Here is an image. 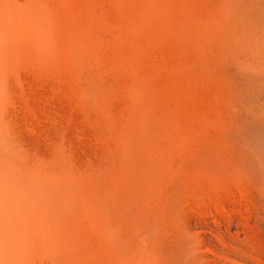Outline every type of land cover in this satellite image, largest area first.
Segmentation results:
<instances>
[{
	"label": "rangeland",
	"instance_id": "rangeland-1",
	"mask_svg": "<svg viewBox=\"0 0 264 264\" xmlns=\"http://www.w3.org/2000/svg\"><path fill=\"white\" fill-rule=\"evenodd\" d=\"M36 1L51 3L50 5L56 6L61 13L68 11L73 26L76 27L74 30L77 32L82 26L79 32L85 33L91 29L93 35L98 36L95 38L99 39V42L96 40L86 52L82 49H79L80 52L76 50L78 54H75L77 57L73 60L72 55L67 58L69 61L64 58L67 62L63 64L64 67L61 64L63 62L59 61L60 57H55L56 62L50 61L53 58L49 56L50 60L48 62L47 58L45 65L44 61L36 62L38 59L34 58L33 52H30L32 55L27 60L21 49L0 50L1 67L13 72L0 92V123L8 139L16 147L26 150L29 159L58 156L71 174L75 173L73 176L79 179V189L90 192L91 202L93 206L95 203L97 206L94 209L99 210L101 216L99 215L100 219L96 222L98 231L95 238L88 233L90 230L86 225L74 228H80L78 231L82 233L80 245L73 251L82 258V263L110 264L114 261L120 264V255L132 256L135 254L132 252L134 250L137 253L142 251L145 260L156 259L155 264L159 260L164 264H214L215 261L222 260V252L229 250L222 237L225 235L224 227L230 220L236 222L241 230V244L247 246L253 256L264 257V171L259 168L262 167L259 154H264L259 147L264 143V0H226L234 15L232 28H235V32L232 34L239 39L236 38L235 43L231 42L232 38L235 39L231 35L228 40L231 43L226 41L229 46L225 47L226 43L210 46L212 53L217 55L213 56L214 60L212 56L199 55V44L195 41V45L192 40L188 41L187 45L188 42L183 43L184 39L180 38L183 42L178 44L180 39L175 33V44V40L170 38L173 35L157 30L164 38L160 36L163 47L160 48L161 43L151 45L153 47L147 48L150 59L147 55V59L142 61L145 67L147 64L149 69L153 68L150 72L154 80L153 85L155 84V88L152 84V88L149 86L152 91L148 88L150 95L154 92L149 98L155 94L152 98L155 100H147L150 102L147 107L154 108L158 103L159 106L155 107V114L150 113L153 114L151 117L147 114L149 119L146 120L152 124L146 122L145 118H133L138 123L135 126L136 132L141 130L139 123L146 126L149 123L147 129L151 128L148 131H151V138L154 139L146 140L137 136L133 147H128L126 151L120 133L130 126L131 120L133 121L130 117L134 116L129 109L133 99L130 97L132 100H128L131 94L128 95L129 91L127 92L130 89L128 84L131 77L128 71V74L123 72L121 66L112 59L115 58V51L121 53L124 50L129 53V50H132L130 46L119 43L113 34L116 31L114 28L119 23L122 25L120 9L128 6L130 0ZM222 1L225 0H189L194 6L187 4L191 6V10H195L196 6V9H204L201 13L205 15L208 7L215 8V5L211 6L212 3L217 5L222 4ZM178 8L175 9L178 11ZM179 12L181 10L178 11L177 17L181 15ZM177 17L176 19H182ZM190 25H187L188 28H192ZM107 32L111 34L108 35ZM117 33L118 29L115 34ZM66 47L71 49L70 45ZM218 53L221 54L220 57ZM222 55L227 58H222ZM154 57L156 59H153ZM148 59L153 62L150 63ZM157 60L161 62L158 63ZM152 70H155L156 74ZM157 91L161 93L156 94ZM166 114H169L168 117ZM154 115L155 117H152ZM141 119L143 122H140ZM156 119L158 122L161 119V123L155 121L153 124ZM164 128L168 129L163 133ZM161 132L163 135H160ZM208 138L209 140H206ZM158 140L163 141H160L161 145ZM142 143L147 146L141 155L136 147ZM154 143L159 145L157 150ZM220 146L221 148H218ZM193 150L194 154H198L193 155L192 159ZM196 158L198 160H195ZM161 159L163 160L160 162ZM181 162L184 163L180 165L183 169L179 168ZM142 163L152 170V183L145 180ZM185 163L188 166H185ZM252 164L255 165L254 169ZM126 166L130 171L136 172V177L126 171ZM170 167L171 172L167 174ZM121 175L123 177H120ZM183 184L187 188H184ZM179 191L182 192L178 195L176 192ZM226 196L229 198L226 199ZM73 205L77 209L76 202H73ZM101 209L103 211L100 213ZM77 212H74L75 216H81V213ZM72 224L74 223H71L73 227ZM108 232L111 234L115 258L119 257L120 263L114 258L110 261V251L105 242ZM48 262V259H44L41 264ZM222 263L225 262L222 260Z\"/></svg>",
	"mask_w": 264,
	"mask_h": 264
},
{
	"label": "bare ground",
	"instance_id": "bare-ground-1",
	"mask_svg": "<svg viewBox=\"0 0 264 264\" xmlns=\"http://www.w3.org/2000/svg\"><path fill=\"white\" fill-rule=\"evenodd\" d=\"M183 1L184 0H130L131 4L128 3L129 7L126 6V4H125V6L128 8L123 7L124 9L123 8L120 9L121 12H119V14L121 13L120 15L122 16L121 19L123 20V21L121 20L122 25H119L120 23L119 24L117 23L118 25L113 24L114 26L117 25V27H119V28H117V27L114 28V29H116L115 33L117 32V29H118L117 34L112 32L115 35L116 40L118 39L119 40L118 42L123 44V46H130L132 49L131 52L129 50V53H126V51H124V50L121 53L120 52L118 53L117 51L114 50L115 54L113 53V51H112V53L115 56V58H113V59L111 58L112 60L115 59L117 64H119L121 66L123 72L128 71L129 77H131L130 82L128 81L129 82L128 86L130 89L127 90V92L129 91L128 95L131 94V96L129 95L128 100L130 97L133 99L132 104L130 103V105H132V107L130 106L131 108H129V109H131L130 111L136 117H134V116L130 117L132 119L133 118L134 119L145 118V120H146L148 118L147 116L150 113H154L155 111L157 112V110H155V107L157 108V106H159V103L156 101L158 103L157 106H155L154 108L149 107L151 110L147 107L148 102L151 101L152 98L155 96V94H154V96L152 98H149L154 93L153 92L150 95V93H151L150 91H152V90L149 88V86L151 84H152V86H154L155 84L153 85L154 80L151 78L152 72H150V70L152 67H150V69H149L147 64L145 67V65H143V61H142L144 59H147V58H145V56L148 55L147 57H149V54H148L149 49H147L148 47H150L151 45H154V44H160V43L162 44V42H163L160 38V36L162 34L159 33L157 30H159L160 32H163V34L167 33V32L170 33L171 35H173V37H170V38H173V40H175L174 38H176V36L179 37L178 39L183 38L184 40L180 39L178 44H181L183 41H184L183 43H185V41L188 42L191 40L193 41V42L192 41L191 42L194 45H195V42L198 43L199 44V45L197 44L198 45V51H199L198 54L199 55L201 54L202 56H209V57L212 56V60H214L213 56L214 55L217 56V55L212 53L213 51H211L210 46H212V45H215V46L218 45L219 46V45H223V43H226V45H224V46L227 47V45L229 46V44L231 42H234V43L236 42L237 37H235L234 34H232V32H235V30H234L235 28L234 29L232 28V27H234V25H233L234 22L232 21V19L234 18V15L232 14L231 8H229V6H227L228 1L225 0L226 4L224 3L225 1H222V4L218 3L217 5H220L219 7L215 3L214 4L213 3L212 4L207 3V4H211V6L215 5V8L214 7H208V11L207 12L205 11L206 13H204L205 15H203L201 13V12H203L204 9L203 10L201 8L196 9L197 6L195 5L196 6L195 10H191L192 8L189 5H193V4H190L189 0H188V2H186L187 0L185 2H183ZM127 2H129V0ZM219 2H221V1H219ZM187 3H189V5ZM50 4L39 3L36 0H24V2H21V3H18L15 0H0V50H3V49H12V50L13 49H21L25 53V58H27V60L32 55V54H30V52H33L34 58L38 59V60H36V62H39V60H41L40 63H43L42 61H44L45 65L47 64V61H45V60H47V58L49 56L53 59L50 60L48 58V62H49V60L50 61L54 60L57 62V58L59 59V57H60V59H62V60L59 59V61L63 62L61 64L64 67L63 64L67 63L65 61V59L67 61H69V59H67V58L70 57V55H72L73 57L71 60H73V58L76 56L75 54H78V53H76V50H78V52H80L79 49H82V50H84V52H86L90 48V46H93L92 45L93 43H96L97 38H95V37H98V36H94L96 34L93 35V33H92L93 30L91 31V29L90 30L88 29L87 32L83 31L85 33H80L79 30H80V28H82V26H81L79 28V30L77 29L78 30L77 32H79V33H77L74 30L76 27L73 26L74 23H72V19L70 18L68 11L66 13H64L65 11L63 13H61V11L59 12V9L56 8V6L54 7ZM67 5H70V4H67ZM118 6H116V7L119 8ZM216 6L218 8H216ZM176 7H179L181 12H182V13L179 12V14L182 15V16L179 15V17L180 16L182 17V19H180V20L176 19V17H177L176 15H178V11H180L179 8L177 11L175 9ZM193 9H194V7H193ZM70 13H71V11H70ZM79 13H81V12L79 11ZM174 13H176V14H174ZM86 14H89V13H86ZM75 15L77 16V14H75ZM79 16H82V15H79ZM86 16L88 17V15H86ZM86 16H85V19H87ZM121 16H119V17H121ZM72 17H74V16H72ZM179 17H177V18H179ZM89 18H91V17H89ZM93 19H92V23H93ZM79 20H80V18H79ZM80 22H82V21H80ZM89 22H90V20H89ZM107 22H109V21H107ZM75 24H76V22H75ZM82 24H83V22H82ZM189 24H191L190 26H192V28H190V27L188 28L187 25H189ZM86 26H87V24H86ZM177 29H178V31L176 32ZM190 29H192V30H190ZM83 30H84V28H83ZM81 31H82V29H81ZM112 31H113V28H112ZM94 32H96V31L94 30ZM107 33H108V35L111 34V33L109 34V32H107ZM175 33L177 34L176 36H174ZM170 34H169V36H171ZM231 35L234 36L235 39L234 38L231 39ZM236 35H237V33H236ZM100 39H102V38H100ZM104 39L106 41V38H104ZM162 39H164V38L162 37ZM166 39H169V38H166ZM229 39H231L230 43L228 42ZM237 39H239V38H237ZM176 40H177V38H176ZM176 40H175V44H177ZM232 40H234V41H232ZM97 41L99 42V39ZM170 41H171V39H170ZM201 42H203L202 45H201ZM172 43L174 44V42H172ZM234 43H232V44H234ZM66 45H70L71 49L69 47H68L69 48L68 49L66 47ZM187 45H189V42ZM108 46H110V45L108 44ZM176 46H178V45H176ZM130 47H128V48H130ZM151 47H153V46H151ZM162 47H163V44L160 48H162ZM225 47L222 46V48H225ZM232 47H234V46H232ZM163 49H161V50H163ZM196 49H197V46H196ZM219 49H221V48L219 47ZM228 49H229V47H228ZM68 50H69V52H68ZM104 50H102V51H104ZM107 50H109V48ZM147 50H148V53H147ZM155 51H157V50H155ZM229 51H231V50L229 49ZM100 52H101V50H100ZM81 53H83V51ZM110 53H111V51H110ZM116 53H118V54H116ZM183 53H184V51H183ZM227 53H228V51H227ZM108 54H106L107 55L106 57H108ZM162 54H163V51H162ZM219 54L220 53H218V57H220ZM84 55H87V54H84ZM113 55H111V56H113ZM225 55L227 56V54H225ZM225 55H222V58H227ZM232 55H234V54H232ZM185 56L187 57V55H185ZM223 56H225V57H223ZM55 57H57V58H55ZM79 57H80V55H79ZM151 58H152V56H151ZM100 59H101V57H100ZM149 59H150V57H149ZM149 59L147 61L150 62ZM153 59H156V57H154ZM163 59H165V57ZM163 59H161V60H163ZM219 59H221V58H219ZM161 60H160V62H161ZM210 60H211V58H210ZM157 61H158V63H160L159 60H157ZM152 62H150V63H152ZM154 63H153V65H154ZM216 63H218V62H216ZM224 64H225V62H224ZM154 67H156V65ZM156 70H157V68H156ZM152 71L154 73L155 70H152ZM168 71L170 74L171 69H169ZM161 72H163V71L161 70ZM12 73L13 72H11L10 70H7V69L1 67V63H0V92L3 90L6 82L9 79V76H11ZM159 73H160V71H159ZM154 74H156V73H154ZM166 77L168 78V76H166ZM127 79H129V78H127ZM164 82H165V80H164ZM159 83H161V82H159ZM173 83H174V80H173ZM164 85H166V84H164ZM152 86H150V87L152 88ZM148 88L150 89V91L148 90ZM154 88H155V86H154ZM164 89H166V91L168 90L167 88H164ZM170 91H172V90H170ZM158 92L159 91H157V93L156 92L155 93L158 94ZM163 92H165V90ZM159 93H161V91ZM131 98H130V100H132ZM158 98H160V97H158ZM149 99H151V100H149ZM147 100H149V101H147ZM154 100H155V98H154ZM154 100H152V101H154ZM159 100L160 99H158V101ZM146 102H147V104H146ZM159 110H160V108L158 109V111ZM160 113H161V111H160ZM151 115H153V114H150V117H151ZM167 115H169V114H166V116ZM161 116H162V118L164 117V115H161ZM166 116H165V118L168 117V116L167 117ZM152 117H155V115ZM125 119H126V116H125ZM134 119H133V121L131 120L130 126L128 128H126L127 126H125L126 129L123 128L124 130L120 133L121 140L124 143V150L125 151L127 150L128 147L129 148L133 147V145L135 144L134 139L137 136H139L141 138H146V140L154 139V138H151L152 137L150 134L151 131L150 132L148 131L151 128L149 127V129H147L148 128L147 126H150V124H152L151 121L146 120V122L148 121L150 123V124L148 123L147 126L143 123L142 124L139 123L141 130L139 131L137 128L138 131L136 132L135 126H137L138 123ZM127 120H128V118L126 119V121ZM145 120H144V123H146ZM160 120H159V122L161 123ZM155 121H157V119L154 120L153 124L155 123ZM140 122H143V120ZM162 122L165 123L164 120H162ZM122 124H121V126H122ZM158 126H160V124ZM151 127H152V125H151ZM172 127H173V125H172ZM172 127L170 126V131L172 130L171 129ZM160 128H162V126ZM166 130L164 128V130L162 132L164 133V131L166 132ZM155 131L157 132L156 129H155ZM163 133L160 135H163ZM165 136H162V137H165ZM206 140H209V138ZM137 141H138V139H137ZM160 141L158 140L157 142H160ZM145 142H147V141H145ZM161 142H163V141H161ZM161 142H160V145H161ZM154 145H155V143H154ZM145 146H147V145H145V143L139 144L136 147L137 148L136 150L141 153L142 151H145ZM157 146L159 147V145L154 146V147H156L155 148L156 150H157ZM172 146H174V145H172ZM162 147L163 146H161L160 148L163 149ZM259 147L261 150L264 151V143H261L259 145ZM172 148L173 147H171V149L170 148L169 149L172 150ZM218 148H221V146ZM194 151L195 150H193V152H192V159H193V155L196 154V153L194 154ZM175 152H176V150H175ZM216 152H218L217 148H216ZM221 152H223V151H221ZM163 153H168V152H163ZM124 154H126V152H124ZM142 154L143 153H141V155ZM220 154H222V153H220ZM182 155H183V153H182ZM259 157H260L259 159L262 160V161H259V163H260V165H262V167H259V166L258 167L260 168L261 171H264V154H259ZM163 159H161L159 161L161 162ZM195 160H198V159L196 158ZM156 163H155V166H156ZM182 164H184V163H182V162H181V164L179 163V168H181L180 165H182ZM144 165L145 164L141 165V168L143 167L142 169L144 172L143 173L144 178L146 181H148V183H152V181L154 180L152 170H150V168L147 165L146 166H144ZM159 165H160V163H159ZM161 166L163 167V164ZM185 166H188V165H186V163H185ZM251 166L254 169L255 165L252 164ZM130 167H132V166H130ZM135 167H137V166L135 165ZM125 169L129 173L131 172L130 175L132 177L136 173V172L134 173L133 171H130V168H128V167ZM181 169H183V168H181ZM185 169H187V168H185ZM185 169H184V171H185ZM160 170H162V169H160ZM170 170H171V167H170L169 171L167 172V174L169 172H171ZM121 171H123V170H121ZM172 171H174V170H172ZM261 171H259V172H261ZM137 172H139V171H137ZM185 172L188 173L187 170ZM140 173L141 172H139V174ZM73 175L67 169V167H65L63 161L58 156L53 155L49 159H46V158L45 159H39V160L29 159L27 157L26 150L24 151V149H20V148L16 147L8 139L5 132H3V128H2L1 123H0V264H41V262L44 261V259L45 260L48 259L49 264H83L82 258H80V256L77 255V252H76V255L73 252L76 249V247H78V245H80V243H79L80 242V236L82 235V233L80 234L78 231L80 228L79 229L76 228L77 230L74 228L76 226L83 227L84 225H86L90 230V232H88V233H91V235H92L91 237L95 238L96 233L98 231V228H97L98 225L96 226V222L99 221V219H100L99 217L101 215L99 214V210L97 211L94 209V207H97V206H96V203H95V206H93V203L91 202L90 192L85 191V190L81 191L79 189L80 181L78 178L74 177ZM169 175H171V173ZM174 175L176 177V174H174ZM139 176H138V178H139ZM173 176H172V178H173ZM120 177H123V176L121 175ZM134 177H136V176H134ZM168 178H170V176ZM81 180H83V178ZM175 180H176V178L174 179V181ZM185 181H183V182H185ZM130 183H131V181H130ZM88 185H90V183H88ZM184 186H186V185L183 184V187ZM89 187H91V186H89ZM189 187H191V186H189ZM112 188H114V187H112ZM184 188H187V187H184ZM167 190L168 189H166V191ZM180 192H182V191H179L176 193L178 194ZM168 194L169 193H167V195ZM173 194L175 195L174 192H173ZM110 196H107V197H110ZM170 196L172 197V195H170ZM151 198H154V197L151 196ZM228 198L226 196V199H228ZM112 201H114V200H112ZM169 201H171V200H169ZM214 201H216V199ZM227 201H229V200H227ZM73 202H76V205H77L76 208L81 213V216L80 215L75 216L74 212H77V209H75ZM105 202H107V201H105ZM101 211H103V209L100 210V213H101ZM79 212H77V213H79ZM72 222L74 224L76 223L77 225L72 224L73 225V227H72L71 226ZM235 223L236 222L233 223L232 220L227 221V223L224 227V234L225 235L222 238H223L224 244L229 248L228 251L222 252L223 256L221 259L225 262L224 264H264V257L256 256V255L253 256L251 254V252L249 251V249L247 248V246H243L241 244L242 240L240 239V234H242V233H241V230H240L238 224H235ZM100 226H102V225L100 224ZM104 227L107 228L106 226H104ZM102 228H103V226H102ZM109 228H110V226H109ZM85 229H87V228H85ZM83 231L84 230H82V232ZM109 231H111V229ZM105 234H106V231H105ZM105 236H106L105 242H106V245L110 251L109 252V257H111L110 261H112L111 259L114 258V259L119 260V261L116 260L118 263H120V260L122 259L120 264H155L156 259L153 261L152 260L150 261V259H152V258L145 260L146 257L143 255L142 251H141V253H139V252L137 253V252H134V250H133L132 252L135 254H133L132 256L127 254V255H120V258L122 257L121 259L119 257L115 258V253L113 252V242L111 240L110 232H108V234ZM84 237H87V236L84 235ZM94 240H97V239H94ZM69 253L71 255H69ZM72 254H73V256H72ZM70 256H72V257L70 258ZM123 256L126 258H123ZM127 256H131V257L127 258ZM222 260L220 262L215 261L214 264H223ZM113 263L116 264L114 261H112L110 264H113ZM42 264H44V263H42ZM156 264H164V262L162 260H159V261H157Z\"/></svg>",
	"mask_w": 264,
	"mask_h": 264
}]
</instances>
